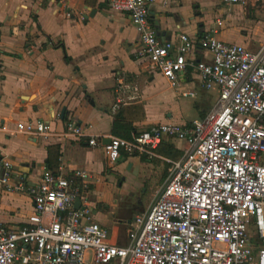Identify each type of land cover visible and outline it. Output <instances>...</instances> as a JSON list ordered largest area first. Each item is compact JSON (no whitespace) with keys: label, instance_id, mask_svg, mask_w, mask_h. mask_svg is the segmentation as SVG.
<instances>
[{"label":"built area","instance_id":"obj_1","mask_svg":"<svg viewBox=\"0 0 264 264\" xmlns=\"http://www.w3.org/2000/svg\"><path fill=\"white\" fill-rule=\"evenodd\" d=\"M169 3L108 1L137 30L135 54L148 75L174 88L191 69L201 88L215 92L203 116L158 122L129 138L109 135L105 143L72 118L58 120L59 132L46 120L0 124L8 135L84 138L90 147L101 145L109 163L123 155L165 161L166 176L153 201L146 211L128 215L123 242L111 240L108 229L91 220L87 172L45 169L30 182L2 156L0 193L26 195L32 212L21 225L0 223V264H264V39L255 50L223 41L217 36L220 19L197 37L180 32L176 40L163 39L151 7ZM220 4L257 7L264 0ZM117 89L116 103L122 104V81ZM164 139L184 142L177 157L158 154Z\"/></svg>","mask_w":264,"mask_h":264},{"label":"crops","instance_id":"obj_2","mask_svg":"<svg viewBox=\"0 0 264 264\" xmlns=\"http://www.w3.org/2000/svg\"><path fill=\"white\" fill-rule=\"evenodd\" d=\"M108 1L0 0V124L12 127L18 121L46 120L53 131L59 132L62 124L58 120L65 107L63 118L74 119L87 133L102 137L101 142L105 143L109 135L129 138L132 132L147 129L152 124L173 122L172 112L159 107L156 100L159 94L170 89L165 79L159 75L147 76L145 81L151 83L157 77L165 87L148 95L141 93L137 81L141 71H145L143 66L140 69L135 54L138 32L127 15L110 10ZM216 1L220 4V0H170L167 6L153 5L151 20L158 36L176 40L177 34L183 32L197 37L213 29L215 20L220 19L222 25L218 27L217 36L229 42L225 39V31L229 29L226 20L214 9ZM236 8L244 13L256 7ZM244 35L237 34L238 44L247 46L251 39H257L260 44L264 39V31L253 38L245 32ZM247 37L250 39L246 40ZM196 56L200 57L199 52ZM119 81L124 87L134 84L135 88L130 94L127 89L124 91L122 104L116 103L120 96ZM192 83L194 88L182 92H194L195 96L190 98L201 100L203 95L199 96L196 86L201 93L207 90L199 86L195 73L188 69L179 77L178 86ZM208 92L216 97L214 91ZM126 94L130 95L127 100L124 99ZM175 145L174 140L164 139L157 149L159 155L169 157L167 154L175 147L180 152L185 146ZM2 156L30 182H37L45 169L65 175L75 169L87 172L89 179L84 195L91 209V220L107 228L111 240H125L128 219L123 220L122 216L128 217L133 211L126 209L127 213L121 215L115 199L108 204L105 197L98 194L90 201L88 193L101 183L105 186L107 172L121 166L125 170L116 171L114 186L122 185L118 179L126 176V170L140 175L139 186H145L148 179L140 172L145 166L142 159L147 158L123 155L109 163L104 159L102 146L90 147L84 138L76 140L56 133L44 139L8 135L0 130ZM31 212V202L26 195L0 193V223L21 225Z\"/></svg>","mask_w":264,"mask_h":264},{"label":"rangeland","instance_id":"obj_3","mask_svg":"<svg viewBox=\"0 0 264 264\" xmlns=\"http://www.w3.org/2000/svg\"><path fill=\"white\" fill-rule=\"evenodd\" d=\"M216 6L214 9L216 10L217 14L221 15L222 18H225L226 24L228 25V28L225 32V39L229 42H235L237 43L238 40L237 34L240 33L242 37H244V32L253 37L260 36L261 33L264 31L263 26V20H264V4H259L254 9H247L245 10V14L242 12V10L236 8V6L232 7H225L222 4H219L218 1H216ZM155 5V4H154ZM257 10V11H255ZM241 29L240 32H236L237 29ZM244 30V31H243ZM137 31V30H136ZM249 37L246 38V40L250 39ZM239 42V41H238ZM257 39L251 41H247V47L250 50H255L259 44H257ZM140 69L142 70V65H140ZM141 75L138 77V85L141 93L147 94V93H153L156 91L162 90L165 85L156 77L154 81L151 83L144 79L149 76L146 72L141 71ZM125 78H127L124 75ZM129 78V77H128ZM128 82H132L131 78ZM195 84L192 83L191 85H186L184 87H174L170 89H166L162 94H159L156 97V100H159V107L161 108H168L169 111L172 112V119L173 122H184L188 118H191L192 116L201 117L203 116L208 109H210L213 106V103L215 101V98L213 95L210 96V93L208 91H203L201 93V90H198V87L196 86V90L201 93H199V98H190L187 96L181 95V92L183 90L187 91L188 88H194ZM134 91V84L129 85L128 87L125 85V92ZM137 89V88H136ZM124 95V99H129L130 95ZM123 95V94H122ZM148 95V94H147ZM132 97V94H131ZM159 97V98H158ZM198 100H197V99ZM155 100V101H156ZM135 109V107H134ZM194 112V113H193ZM194 114V115H193ZM175 141V146H184V142L181 141ZM158 152V151H157ZM159 154V152H158ZM169 154V155H168ZM167 155L168 158H175L178 155V150L175 147V150L171 151ZM159 160V162H158ZM156 158H151L149 161L143 160L144 167H142L141 174L146 175V179H148V183L145 186H139L140 185V175L138 176L135 172L126 170V176L122 179V177H119L118 180L122 181V185L117 186L115 184L114 186V179L117 178L116 171H123L125 170L124 166H121V168H113L112 170H109L107 172V183L105 186L102 185V183L96 187V189L91 188L88 193V199L90 201L94 200L96 198V195H103L105 197L106 203L109 204V202H113L115 199V203H119L120 209H121V215L126 214L128 211L132 210L134 214H140L142 213V210H146L151 202L154 199L156 191L162 186L163 180L166 176V167H165V161ZM157 161V162H156ZM149 163V164H148ZM164 166V167H163ZM94 169H98L97 166L93 167ZM106 174V173H105ZM149 176V177H148ZM148 177V178H147ZM147 182V181H146ZM114 186V188H113ZM115 187L117 189H115ZM123 210V211H122ZM124 218L123 220L128 219L126 216H122Z\"/></svg>","mask_w":264,"mask_h":264},{"label":"water","instance_id":"obj_4","mask_svg":"<svg viewBox=\"0 0 264 264\" xmlns=\"http://www.w3.org/2000/svg\"><path fill=\"white\" fill-rule=\"evenodd\" d=\"M93 14H94V11H93V13H91V16H92ZM86 17H87L86 15L83 16V19L86 18ZM64 113H65V107H63V109H62V111H61L60 119H63V117H64ZM107 141H108V140H107ZM107 141H105V142H107ZM79 204H80V200H79V198H76V200H75V207H78Z\"/></svg>","mask_w":264,"mask_h":264},{"label":"trees","instance_id":"obj_5","mask_svg":"<svg viewBox=\"0 0 264 264\" xmlns=\"http://www.w3.org/2000/svg\"><path fill=\"white\" fill-rule=\"evenodd\" d=\"M123 138H128V136H127V137H126V136H123ZM179 153H180V152L178 151V155H179ZM168 155H169V154H168ZM178 155H177V156H178Z\"/></svg>","mask_w":264,"mask_h":264}]
</instances>
